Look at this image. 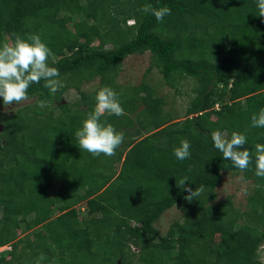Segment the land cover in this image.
<instances>
[{
	"label": "trees",
	"instance_id": "trees-1",
	"mask_svg": "<svg viewBox=\"0 0 264 264\" xmlns=\"http://www.w3.org/2000/svg\"><path fill=\"white\" fill-rule=\"evenodd\" d=\"M145 4L171 14L158 22L140 10ZM13 33L41 36L64 87L52 96L42 80L29 87L30 103L0 111V249L8 247L0 264H36L41 254L40 264H263L264 178L255 175L254 146L264 144V128L251 126L264 108L257 0H0V46ZM146 53L143 81L119 83L124 61ZM153 71L175 92L191 80L182 117L148 82ZM95 80L93 91L82 90ZM104 86L120 94L125 115L101 120L125 135L114 156L93 157L75 132ZM70 89L79 97L64 101ZM216 130L246 135L247 170L215 149ZM180 138L191 144L185 160L173 154ZM225 173L251 182L245 209L218 200ZM185 176V187L204 186L192 202L176 185ZM173 208L182 219L163 235L155 225Z\"/></svg>",
	"mask_w": 264,
	"mask_h": 264
},
{
	"label": "clouds",
	"instance_id": "clouds-1",
	"mask_svg": "<svg viewBox=\"0 0 264 264\" xmlns=\"http://www.w3.org/2000/svg\"><path fill=\"white\" fill-rule=\"evenodd\" d=\"M257 7L259 16L264 17V0H257ZM140 10L145 13L151 12L158 22L171 14V9L167 6L156 9L151 4H145ZM13 35L15 39L12 43L5 42L0 46V98L3 99L4 106H19L27 101L29 87L32 84H39L42 80L43 87L55 96L64 84L59 78V70L49 66V57L54 55L52 50L38 34H28L26 37L15 33ZM119 95L110 86L100 88L96 93L94 110L87 114L82 127L75 132L79 148L91 153L93 157H99L101 154L108 157L114 156L116 149L124 141L123 132L117 131L106 120H101L106 113L115 116L125 115ZM37 106L43 109L52 107V104L50 101L40 100ZM15 109L16 107L12 111ZM251 120L252 127L264 128V108H261L258 114H254ZM211 139L215 149L222 153L225 160L231 161L235 168L241 172L249 168L252 163V152L244 148L247 144L245 134L233 131L230 139H227L225 133L216 130L211 133ZM190 147L189 140L180 138L179 146L174 147L173 154L179 160L188 159L191 156ZM254 150L255 175L264 178V144H256ZM186 182H188L187 176L176 181V185L188 193L183 198L192 202L204 192V186L201 185L193 191L190 186L185 187ZM7 249L8 247H4L2 251ZM44 259V255L41 254L36 264H40Z\"/></svg>",
	"mask_w": 264,
	"mask_h": 264
},
{
	"label": "rangeland",
	"instance_id": "rangeland-1",
	"mask_svg": "<svg viewBox=\"0 0 264 264\" xmlns=\"http://www.w3.org/2000/svg\"><path fill=\"white\" fill-rule=\"evenodd\" d=\"M132 23V22H131ZM130 23V24H131ZM150 64V54L133 55L128 57L124 61L123 71L119 77V83L123 85H139L144 78L145 71ZM148 82L157 90L159 95L167 96L169 102V109L177 110L180 113V117L184 114L188 107L190 99L194 96L191 80L188 81L178 92L172 90L168 86L164 85L161 75L157 71H153L149 77ZM99 84L98 80L92 83H85L82 86V90L85 92L93 91ZM79 97L78 92L74 89L66 91L64 94V101H75ZM31 101H24L21 105L4 106L0 103V111L10 112L15 107L23 106ZM252 188V184L249 181L242 179V175H236L234 173H225L223 175L222 184L216 189L218 200H224L227 197H231L235 206L239 209H245L247 192ZM1 217V213H0ZM182 219V212L173 208L167 211L161 219L156 223V228L161 234L165 235L169 230L172 223L180 221ZM4 250L1 249L0 252ZM264 264V252L261 258Z\"/></svg>",
	"mask_w": 264,
	"mask_h": 264
}]
</instances>
